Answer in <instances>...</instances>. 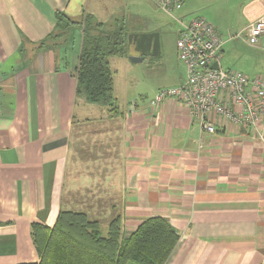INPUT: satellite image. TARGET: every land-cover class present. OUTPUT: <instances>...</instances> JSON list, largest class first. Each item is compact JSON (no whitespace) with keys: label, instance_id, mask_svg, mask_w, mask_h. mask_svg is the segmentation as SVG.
<instances>
[{"label":"crops","instance_id":"1","mask_svg":"<svg viewBox=\"0 0 264 264\" xmlns=\"http://www.w3.org/2000/svg\"><path fill=\"white\" fill-rule=\"evenodd\" d=\"M192 1L183 0L177 15L196 9ZM225 2L246 41L264 0ZM160 11L154 0H0V264L38 262L32 225L52 227L61 210L84 212L103 234L116 215L124 234L147 217H166L179 238L164 264H264V126L259 138L212 112L216 131L208 133L178 99L148 104L186 76L176 43L168 52L156 20L127 25L128 18H165ZM56 12L127 33L154 30L160 52L138 61L150 57L139 66L143 79L127 53L111 56L112 104L91 102L76 94L83 25H71L49 48L37 46ZM261 37L249 45L264 71ZM225 43L224 54L234 53L238 43ZM153 59L162 66L157 80H147ZM128 89L135 95L128 98Z\"/></svg>","mask_w":264,"mask_h":264},{"label":"trees","instance_id":"2","mask_svg":"<svg viewBox=\"0 0 264 264\" xmlns=\"http://www.w3.org/2000/svg\"><path fill=\"white\" fill-rule=\"evenodd\" d=\"M54 15V29L38 41V48H49L71 25L82 24L79 60L74 69L76 94H83L91 102L112 104L109 58L126 54L127 31L122 25L103 28L94 18L76 20L61 12ZM55 219L50 228L32 225L39 261L21 264H164L179 238L163 216L148 217L125 234L120 215L110 220L106 234L100 230V223L84 212L61 210Z\"/></svg>","mask_w":264,"mask_h":264},{"label":"built area","instance_id":"3","mask_svg":"<svg viewBox=\"0 0 264 264\" xmlns=\"http://www.w3.org/2000/svg\"><path fill=\"white\" fill-rule=\"evenodd\" d=\"M158 8L178 23L176 50L186 68L185 79L176 86L156 90L150 105L165 99L183 102L190 116L204 132L214 133L210 114L234 125H243L259 138V126H264V77H248L239 70L221 68L219 58L223 37L202 16L182 19L175 12L183 0H154ZM264 35V13L249 24L247 42L255 45ZM216 64L212 67L211 63Z\"/></svg>","mask_w":264,"mask_h":264},{"label":"rangeland","instance_id":"4","mask_svg":"<svg viewBox=\"0 0 264 264\" xmlns=\"http://www.w3.org/2000/svg\"><path fill=\"white\" fill-rule=\"evenodd\" d=\"M191 3L195 4V6L197 8L194 10H191L192 12H190V14L188 13V14H185L183 16H180L182 19L185 18V20H188L194 16H200V15H203L204 18H207L208 21L216 29V31L223 37L222 38L224 40V42L222 44L223 50H225V45H226L225 42H229L230 40H233L234 42L236 41V43H238L235 45V50H234L235 52L234 53H230L228 51V54H224V51L222 50V47H221L220 51L223 53V55L219 58V61L221 59L220 64H222L223 69L235 71V70H237V68H235V67H239L238 65L234 64L235 62L244 63V64L246 63L247 65L257 69L255 72L256 74H258V73L263 74L264 71L261 70L262 66L260 65V62H258L259 60H261V57L258 56L256 53H253V51H254L253 47H251L244 39L242 40L241 37L244 36V33L239 34V32H234L233 29H237L236 27L233 26L235 24L236 18H228L226 16V13H227L226 5H227V3L225 2V0H193ZM175 13L178 14L177 12H175ZM164 17L165 18H141V17L140 18H128V20L130 19L129 21H131V22L130 23L128 22L127 25L128 26L130 25V28L134 27V25H137L138 27L136 29H141L142 28L141 25L144 24V27H147V25L150 21H152V26H153L155 24V22H153V20H156L158 22L159 26H161L162 36L163 37L165 36V40L167 41V48L169 49L168 52L172 53L173 49L175 50V43H176L175 40H176L177 28L179 25L175 20H173L169 16L164 15ZM135 32H137V31H135ZM126 43H127V48H126V53H127L126 55L127 56H131V55L134 56V54L138 53L137 49H135V47L133 45H131L132 47H130V44L128 43L127 40H126ZM159 47H160V41H159ZM147 56H149V55H147ZM170 56H171V54H170ZM149 58L150 57H146L145 61H141V62L137 61V63L133 62L134 65H132V67H133L134 72L132 71V73L139 75L141 73L139 66H146L147 61L150 60ZM130 62H132V61H130ZM151 65H152V69L149 71L150 75L148 74L147 78H145L147 80H149L148 79L149 77H152V79L155 80L159 76V72H160L159 68H161V66H162V65L160 66L158 64V61L156 59L153 61V63ZM238 70H240V69H238ZM119 73H120V71H119ZM130 75H128V76H130ZM249 76H251V75H249ZM140 77H142V79H143L144 74L142 75V73H141ZM120 79H121V76H120ZM126 80L128 83L133 84L132 80H128V79H126ZM130 86L131 85H129V87ZM135 90L136 89H130V90L128 89L127 97L130 98V97L134 96ZM121 222H122V220H121Z\"/></svg>","mask_w":264,"mask_h":264},{"label":"water","instance_id":"5","mask_svg":"<svg viewBox=\"0 0 264 264\" xmlns=\"http://www.w3.org/2000/svg\"><path fill=\"white\" fill-rule=\"evenodd\" d=\"M159 34L154 30L152 32H131L127 35V41L137 49L138 53L134 56H128L132 62H137L142 59L146 54L156 56L160 52L159 47ZM212 67H216L215 62L211 63Z\"/></svg>","mask_w":264,"mask_h":264}]
</instances>
